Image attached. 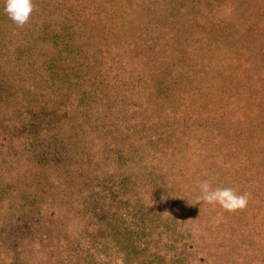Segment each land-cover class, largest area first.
<instances>
[{
    "label": "trees",
    "instance_id": "1",
    "mask_svg": "<svg viewBox=\"0 0 264 264\" xmlns=\"http://www.w3.org/2000/svg\"><path fill=\"white\" fill-rule=\"evenodd\" d=\"M181 1L32 0L34 18L20 27L7 14L6 0H0V30L4 21L9 22V27L0 31V139L2 129L9 131V138L4 143L6 148L0 146L2 151L12 152L6 153L8 158L0 152V215L7 216L8 204L30 202L40 223L35 227L32 221L17 218L21 226L12 240L14 252L10 257L8 248V256L0 257L1 264H38L36 253L24 252L21 246L24 237L30 235V227L41 235V244L55 242L59 246L62 241L54 236L57 228L69 226V222L80 224L90 215L96 219L98 209L91 211L90 191H108L115 184V195L131 201L130 207L139 198L136 204H144L146 214L156 212L161 223L165 219L158 211L164 205L179 214L193 207L202 181L216 188L234 185L226 181L231 148L240 150L242 157L246 155V163L247 148L251 155L256 151L260 161L257 147L264 149V136L250 142L247 134L252 130L239 129L231 136L235 131L232 127L225 134L228 141L213 144L207 126L232 119L225 110H250L255 118L264 113L260 89L262 82L264 85V58H254L250 70L251 64L237 59L242 56L243 41L248 44L246 29L264 25V0L247 15L239 14V10L248 0H195L199 4L195 11L182 7ZM165 3L168 7L160 6ZM215 6L222 16L213 12ZM234 11L243 18L242 23L233 17ZM107 15L108 20L104 19ZM147 20L160 26L148 30ZM230 21L241 25L240 45L235 41L239 33L229 26ZM44 23H49L50 30L42 27ZM259 42L250 36V43ZM104 119L110 124L100 129ZM199 130L207 142L196 137ZM134 141L137 146L132 149ZM199 153L205 155L202 160ZM91 154L94 156L89 158ZM117 158L121 166L114 163ZM126 158L134 170L138 167L136 177L144 181L134 193L127 191ZM170 159L178 164L173 175H168ZM72 160L79 166H72ZM198 161H204L209 178L199 180L196 168L188 166ZM82 162L90 168L83 169ZM188 169L193 172L183 180L192 181V186L178 192L182 186L175 179L186 176ZM29 171H40L43 181L47 176L52 193L42 192L45 188L40 186L39 201L21 194L14 201L5 183ZM78 178L89 181L90 187ZM174 185L178 189H169ZM251 189L252 182L248 191ZM164 194L168 196L163 200ZM248 202L253 203L250 209L236 213L239 224L247 222L252 242L235 237L228 251L213 245L220 263L229 254L228 264H264V235L260 233L264 203L256 198ZM197 219L204 222L201 214ZM149 225L145 222L144 234ZM162 231H158L161 238ZM35 245L31 243L30 249ZM61 260L62 264L75 263L68 258ZM90 264L100 263L94 260Z\"/></svg>",
    "mask_w": 264,
    "mask_h": 264
},
{
    "label": "rangeland",
    "instance_id": "2",
    "mask_svg": "<svg viewBox=\"0 0 264 264\" xmlns=\"http://www.w3.org/2000/svg\"><path fill=\"white\" fill-rule=\"evenodd\" d=\"M258 1L259 0H248L247 6H243L242 10H239V14L247 15L250 8H254L258 4ZM167 2H170V0H166V3ZM166 3L160 6L168 7V4ZM181 4L182 7H186L187 9L192 11H195V6L199 8V4L195 0H184L181 1ZM181 4L179 3L180 6ZM214 4H217V2H214ZM263 4L264 3H262V5ZM213 10V12L217 14V16L223 15L221 11L216 8V6ZM232 14L233 17L238 19V22L242 23L243 18L241 19V16L236 11H234ZM32 18H34L33 12L30 14L29 20ZM109 18L110 15H107L104 19L108 20ZM149 21L150 20H147L148 25L146 24L148 26V30H152L158 25V23H155L153 20H151L150 23ZM4 23V28L0 30L1 32L5 31L6 26L9 27V22L4 21ZM48 24L49 23H44L42 24V27L45 30H50V26ZM1 25L2 22L0 21V27ZM215 25L216 21L213 22V26ZM239 25L240 24L233 23L231 21L229 24L230 27H232L239 33V35H237L235 39L237 45H240L242 42V39L240 38L242 28L241 25ZM200 30H202V28H200ZM246 33L248 44H244L243 41L242 48H244V50L241 58L239 57L237 59L242 62H244V60L249 62H246L245 65L251 64L248 65L247 68L248 70H250L254 65V63L252 64V60H255L254 58H264V25L251 31H248V29H246ZM250 36L251 38L260 40V42L250 43ZM262 69H264V63H262ZM0 70H2V67H0ZM248 70H246V72H248ZM0 75L2 76L3 74L1 73ZM262 79L264 81V73ZM262 84L260 89L264 93V85ZM225 111L232 119L228 120V122L225 120H216L213 121V124L211 126H207V131L209 132L208 137L210 141H212L213 138V144L219 143L223 140L225 142L228 141L229 137L225 134L227 133V130L231 129L232 127L235 129V131L231 132V136L236 134L239 129L252 130L251 133L247 134L248 140L250 142L258 140L261 136H264L263 112H261L255 118L253 115H251V113L253 112H250V110ZM244 113L247 114V116ZM183 115H185V113ZM103 121H106V123L104 125L101 124V126H99L100 129L102 128V126L106 128L110 124L108 119H104ZM252 123H256L259 125L253 126ZM16 127H19V125H17ZM86 127L89 126L86 125ZM222 127L227 128L224 129L221 134L219 130ZM6 131L7 129H2L3 133L1 132L2 136L0 139V144L4 146V148H6L4 143L6 142V139L9 138V131L7 133ZM200 131L202 130L198 131L196 137L200 141L207 142V139L203 138L205 137L204 133H200ZM117 137L119 139L118 134ZM119 141L121 140L119 139ZM111 143H113V140ZM115 143H117V141ZM231 143H233V146H237V144H235L234 142ZM136 146L137 145L134 141L132 149ZM1 148L2 147L0 146V152L5 153V158L10 157V155H6V153L11 154L12 152H4ZM234 151L235 153H232ZM257 151L261 156L260 161L257 157L258 155L256 151L252 152L253 155H251V151L249 150V148H247L245 154H247L248 156V161L246 163V155L242 157V152H240V150L237 151L236 149L231 148V151H229L231 153H229L228 155L229 158L231 157V166L227 171L228 176L226 181L234 183L232 187L229 186L228 188H232L235 191L237 190L236 193L238 195L248 193L250 197L249 199L256 198L264 203V176L261 170L264 169V162H262L264 159L263 146L260 145L259 147H257ZM88 156L90 158L94 155L91 154ZM204 157V154H198V159L202 160ZM234 158L236 159L234 160ZM124 161L125 173L128 174L127 191H129L130 193H134L137 188L140 189V183L144 181L136 177V169L138 167L134 170V165L127 158ZM185 161H187L188 163V161L190 160L188 159ZM169 162L171 167L168 168L170 169L168 175H173L177 171L178 164L171 159ZM114 163L121 166L119 164V158L114 159ZM203 163L204 161H198L194 165L188 164V166L196 168L194 171H198L199 180L201 178H209L208 174L204 171L207 169ZM81 164L83 166V169H87V167L89 169L91 166L90 164L84 165L83 162ZM60 165L61 164H58L57 166L60 167ZM72 166H79V162L76 160H72ZM72 166L71 163H69L70 169H72ZM62 168L63 166L60 168V171L62 170ZM58 170L59 169H57V172ZM192 172L193 170L188 169L185 172L186 176H181V179L176 177V184L178 186H182L179 188L178 192H180L181 189H187L192 186V181H187L185 183V181L183 180V178L188 177ZM42 175L43 174H41L40 171H29L25 172L22 178L15 177L13 179H8L5 183L6 191L10 192V196L14 197V201L15 197L19 194H21V196H30L29 199L32 201H39L40 193L38 189L40 186H43L45 188V190H43L42 192H47L48 194L52 193V187L50 188L48 182H46L48 180L47 176L46 181H43ZM88 177L90 179L92 177L91 175H89V172ZM78 179H82L90 187L89 181H85L84 178ZM251 182L252 189L248 191V187L249 185H251ZM28 185L31 188L26 187ZM110 187H112V189L108 191H95L94 193L90 191L89 193V199L93 202V204L91 205L93 206L91 208V211L96 212V209H98V214L94 215L96 216V219L90 215L89 219L86 218L85 221L81 220L80 224H70L69 222V226L56 229V234H54V236L57 239H61L62 245L60 244L59 246H57L55 245V242H51L50 244H41V235L33 233V228L30 227V235L28 234V236L24 237L23 245L21 244L23 251H34L36 253V256H38L37 258H39L38 264H62L61 259L66 258H68L69 262H75L73 264H79V261L83 263L87 262L88 264H90L94 262V260H96L100 264H187L188 261L191 262V264H215L214 261L220 263V260L218 257L214 256L216 247L214 250L213 245H222L224 246L223 248L228 251L227 247L230 248L229 245L232 244L235 237H238L240 240L242 239L244 242H252L251 234L247 231V222L242 218L245 223L242 221V224H239V218L236 211L229 212L222 208L218 203L209 204L203 200L199 201L201 196L200 190L197 194V201H195L196 199L193 200V209L191 208L187 209L186 211H180L179 214L177 211H175V208H168V206L164 205L163 209L159 210L158 212H162V219L164 218V221L166 222L164 223V221L161 220V223H159L156 212L146 214L147 212L142 210L144 204L138 202V205L136 204V201H138L137 199L139 198L134 201L135 206L130 207V205L133 204L131 201L122 199V196L114 194L113 190L115 189L114 187H116V185L112 184L110 185ZM212 188L216 187L213 186ZM169 189H178V187L174 185ZM167 194H164V197L162 198L163 200L168 196ZM170 199L172 200V198ZM16 203L17 204L13 203L14 205L8 204V207L5 209V211H7L6 217L2 218V214L0 215V257L2 256L3 258L5 257V255L8 256V248H10V250L11 248H14L12 240L18 234V230L21 226L17 218H23L24 221H27V223L32 221L35 227L37 225L38 227L40 226V223L38 222V219L35 215L36 213H32L33 210L31 208L30 202L25 203L26 205H20L19 202ZM173 203L176 202L173 201ZM173 203L172 205H174ZM252 206L253 203L248 202L246 208L250 209ZM262 211H264V208ZM243 212L245 211L240 210L239 213ZM198 214H201L203 217L204 222L202 224L199 221L197 222ZM145 222H149L152 225H149L150 229H147V232L144 234ZM163 229V236L161 238L158 231H161ZM151 231H154V235H151ZM149 232L150 234H148ZM156 232L158 233V235L156 234ZM260 233L264 235V223ZM121 235L125 237L123 239H120ZM225 238L226 240L228 239V242L224 240ZM25 240L27 241V244ZM170 241H173L174 245H171L172 243L170 244ZM34 242H36L35 248L30 249V244H33ZM63 243H65L66 245H63ZM62 246L67 247L64 249ZM62 248L64 250H62ZM13 252L14 251L12 250L11 252H9L10 257L11 253ZM228 256L229 254L224 255V258H221L222 263L220 264H228ZM10 257H8V259ZM7 262L9 263V261ZM7 262L5 264H8Z\"/></svg>",
    "mask_w": 264,
    "mask_h": 264
},
{
    "label": "clouds",
    "instance_id": "3",
    "mask_svg": "<svg viewBox=\"0 0 264 264\" xmlns=\"http://www.w3.org/2000/svg\"><path fill=\"white\" fill-rule=\"evenodd\" d=\"M6 12L9 17L20 27H23L29 20L33 11L32 0H6ZM200 199L209 203H218L229 212L243 210L249 200V194L238 195L232 188H212L208 181L200 183Z\"/></svg>",
    "mask_w": 264,
    "mask_h": 264
}]
</instances>
